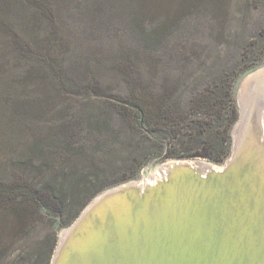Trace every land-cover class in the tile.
Returning <instances> with one entry per match:
<instances>
[{
  "label": "trees",
  "instance_id": "obj_1",
  "mask_svg": "<svg viewBox=\"0 0 264 264\" xmlns=\"http://www.w3.org/2000/svg\"><path fill=\"white\" fill-rule=\"evenodd\" d=\"M115 1L125 3L143 46L111 60L122 94H104L74 55L61 0H0V81L14 97L0 111L1 143L28 133L13 178L0 179V264H48L57 230L96 194L136 178L145 161L222 164L231 152L234 85L263 62L264 40L222 25L211 30L212 43L190 37L197 28L186 27L187 17L209 8L227 23L230 0ZM86 3L82 17L106 19L102 0ZM103 140L114 142L101 150ZM113 164L121 165L119 176Z\"/></svg>",
  "mask_w": 264,
  "mask_h": 264
},
{
  "label": "water",
  "instance_id": "obj_2",
  "mask_svg": "<svg viewBox=\"0 0 264 264\" xmlns=\"http://www.w3.org/2000/svg\"><path fill=\"white\" fill-rule=\"evenodd\" d=\"M242 112L224 164L172 159L107 187L61 228L49 264H264V98ZM213 183L227 194L215 208Z\"/></svg>",
  "mask_w": 264,
  "mask_h": 264
},
{
  "label": "rangeland",
  "instance_id": "obj_3",
  "mask_svg": "<svg viewBox=\"0 0 264 264\" xmlns=\"http://www.w3.org/2000/svg\"><path fill=\"white\" fill-rule=\"evenodd\" d=\"M61 1L62 7L60 9V18L63 20V24L61 25L62 30L65 32V34L68 33V35L70 36L69 38H71L70 42L71 47L74 50V55H76L80 60L84 61V63L87 64L89 69L92 71V73H88L91 76L89 78H92L93 82L95 81V78L100 80L101 87L104 89V94H122L123 92H125L126 87L124 86L123 82L119 80L118 76H116V74L110 69L111 60L116 56H119L122 49H129L135 52V49L137 50L139 49V47H143L139 43V36L130 25L131 20L129 16H127L128 14L126 16H124L123 14V9L126 6L125 3H120V1L115 0L109 3L106 0H102V2L107 5L105 6V9H108V11L106 12V19L102 21L98 20L97 18L82 17L81 13L85 12V7L88 6L86 0ZM93 3L94 1L90 5H93ZM111 5L112 7L116 5L119 6H116V10H114L113 8L109 9ZM230 5L231 7L228 13L227 23H221V18H218L220 15L214 11H210L209 8L200 11L196 15L190 16L189 18L187 17L184 22L188 23L186 27L189 28L190 26H196L197 28V31L189 28L192 32L190 34V37H194L197 41L203 40L204 43H212L214 39L210 37L211 30L214 28V26L217 27L218 25H222L247 27V35L252 36V38L256 40H264V0H230ZM191 38L190 40H192ZM260 71H264V60L256 68H253L250 72H248L246 75L242 76L235 82L234 98L238 109V117L233 125V128L231 129L232 146H234L236 137H238V132L241 129V124L239 121L241 113H243L242 106H244V103L240 100L242 81L251 73H257ZM79 75L80 74L76 73V76ZM2 87L3 83L2 81H0V111H3V102H5L6 99H10L12 103L14 102V97L9 96L7 94V91H4ZM70 89L73 91L76 90L75 87H71ZM0 113L2 114V112ZM5 135V132L0 128V179H4V177L8 175L13 178L12 174L14 171V158L18 156L21 157V151L23 150V147L25 146L24 143L28 138V133H25L21 138H19V136L14 133L10 137L12 140L7 142L6 144H2V140H7ZM121 140L122 139L120 138L119 141ZM111 142L114 141L111 140L109 142L107 140H103L102 143H100V149L102 150ZM128 144L129 143L121 144L120 146V151L122 153L121 156L123 158L128 157L127 154L130 150V145ZM189 159L212 162L210 164L218 166L224 164H218L217 162L201 157ZM170 160L172 159L159 161L151 159L145 161L140 168L139 175L136 178L130 179L140 182L141 180L146 178H154L156 174L160 173V167L162 166V163ZM120 166V164H113V166L110 168V172H114L115 177L121 174V172L117 171L118 167ZM130 179L126 181H129ZM61 228L64 227L61 226L57 230L56 244H58L59 232ZM56 244L53 253L55 251Z\"/></svg>",
  "mask_w": 264,
  "mask_h": 264
},
{
  "label": "bare ground",
  "instance_id": "obj_4",
  "mask_svg": "<svg viewBox=\"0 0 264 264\" xmlns=\"http://www.w3.org/2000/svg\"><path fill=\"white\" fill-rule=\"evenodd\" d=\"M251 86V88H249ZM264 98V71H260L257 73H253L241 86V96L240 100L244 104L249 103V112L251 111L253 104L255 103V100L259 98ZM256 98V99H255ZM258 106V104L256 105ZM248 112V113H249ZM247 113V117L248 114ZM247 117L245 119L244 123V130H246V125H247ZM264 122V121H263ZM244 130H242L241 137L244 133ZM215 182V181H214ZM226 185L225 184H220L217 186L216 183H213L210 187L209 190H207V193H212L211 195V201L213 205H211L212 208H215L217 202L221 201L223 197L227 196V194L224 192L226 190ZM231 204H227L226 208L230 207ZM225 217H229V213L225 212L223 213ZM81 250V249H80Z\"/></svg>",
  "mask_w": 264,
  "mask_h": 264
}]
</instances>
